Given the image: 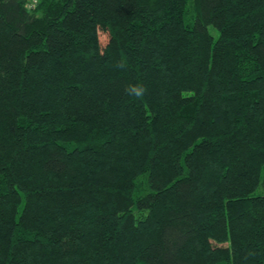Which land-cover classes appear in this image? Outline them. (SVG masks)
<instances>
[{"label": "trees", "instance_id": "16d2710c", "mask_svg": "<svg viewBox=\"0 0 264 264\" xmlns=\"http://www.w3.org/2000/svg\"><path fill=\"white\" fill-rule=\"evenodd\" d=\"M0 264H264V0H0Z\"/></svg>", "mask_w": 264, "mask_h": 264}, {"label": "clouds", "instance_id": "9594fccd", "mask_svg": "<svg viewBox=\"0 0 264 264\" xmlns=\"http://www.w3.org/2000/svg\"><path fill=\"white\" fill-rule=\"evenodd\" d=\"M133 91L135 92V94H136L137 96H139V95H141L143 89H135V88H134Z\"/></svg>", "mask_w": 264, "mask_h": 264}, {"label": "rangeland", "instance_id": "374dc122", "mask_svg": "<svg viewBox=\"0 0 264 264\" xmlns=\"http://www.w3.org/2000/svg\"><path fill=\"white\" fill-rule=\"evenodd\" d=\"M210 32L212 33V35H213L214 37L217 36V32H216L215 30H212V29H211ZM104 38H105V36H104V35H101V39L103 40Z\"/></svg>", "mask_w": 264, "mask_h": 264}]
</instances>
